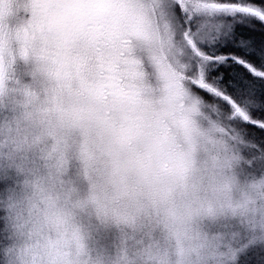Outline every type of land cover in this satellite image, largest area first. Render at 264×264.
I'll return each instance as SVG.
<instances>
[{
  "label": "clouds",
  "instance_id": "1",
  "mask_svg": "<svg viewBox=\"0 0 264 264\" xmlns=\"http://www.w3.org/2000/svg\"><path fill=\"white\" fill-rule=\"evenodd\" d=\"M254 22L250 0H0V264H264ZM229 59L248 75H211Z\"/></svg>",
  "mask_w": 264,
  "mask_h": 264
},
{
  "label": "trees",
  "instance_id": "2",
  "mask_svg": "<svg viewBox=\"0 0 264 264\" xmlns=\"http://www.w3.org/2000/svg\"><path fill=\"white\" fill-rule=\"evenodd\" d=\"M250 2L257 4V5H261L264 6V0H250ZM255 23V27H249L246 24H238L236 26V36L237 39H243V40H248V35L246 33L245 30L250 29V32H253L254 34H257L256 36L258 37L257 39L259 40V44H256V38L254 37L252 39V44L253 46L257 49V51L260 50H264V24H259L258 22H254ZM249 31V30H247ZM262 38V39H261ZM251 41V39H250ZM220 52L224 55H231V54H235V55H247V58L250 61H255L256 63H259V57L255 54V52L253 53H245L244 49L242 48H237L234 46H225L223 48L220 49ZM231 69V71L229 72V75L231 77H235L236 74L238 73H245L247 70L243 68L242 65H233L230 64V66L228 67Z\"/></svg>",
  "mask_w": 264,
  "mask_h": 264
},
{
  "label": "snow or ice",
  "instance_id": "3",
  "mask_svg": "<svg viewBox=\"0 0 264 264\" xmlns=\"http://www.w3.org/2000/svg\"><path fill=\"white\" fill-rule=\"evenodd\" d=\"M228 64H233V65H242L239 61H233L229 59L227 61ZM243 66V65H242ZM231 71L230 68L225 67L223 64H221L215 71L211 73L212 76H219L220 73H223V82L227 83L229 80H236V77H231L229 75V72ZM245 76H247V72L244 73ZM250 78V77H249Z\"/></svg>",
  "mask_w": 264,
  "mask_h": 264
},
{
  "label": "rangeland",
  "instance_id": "4",
  "mask_svg": "<svg viewBox=\"0 0 264 264\" xmlns=\"http://www.w3.org/2000/svg\"><path fill=\"white\" fill-rule=\"evenodd\" d=\"M247 30H249V31H247ZM247 30H245L246 31V33H247V35H248V40H246V41H250V39H251V42H252V39L255 37L256 39L258 38L256 35L257 34H254L253 32H250L251 30L250 29H247ZM262 39V38H261ZM256 44H258V45H260L259 43V40L257 39L256 41ZM247 54V53H246Z\"/></svg>",
  "mask_w": 264,
  "mask_h": 264
}]
</instances>
